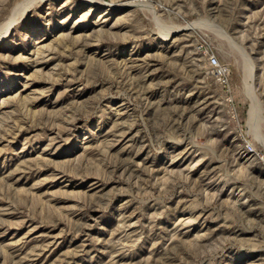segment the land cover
<instances>
[{"label":"rangeland","instance_id":"rangeland-1","mask_svg":"<svg viewBox=\"0 0 264 264\" xmlns=\"http://www.w3.org/2000/svg\"><path fill=\"white\" fill-rule=\"evenodd\" d=\"M0 264H264V0H0Z\"/></svg>","mask_w":264,"mask_h":264},{"label":"built area","instance_id":"built-area-1","mask_svg":"<svg viewBox=\"0 0 264 264\" xmlns=\"http://www.w3.org/2000/svg\"><path fill=\"white\" fill-rule=\"evenodd\" d=\"M209 62L212 64L213 68L220 72L221 74H224L225 67L218 61L217 57L215 55L209 56ZM249 150H252L251 146H247Z\"/></svg>","mask_w":264,"mask_h":264},{"label":"bare ground","instance_id":"bare-ground-1","mask_svg":"<svg viewBox=\"0 0 264 264\" xmlns=\"http://www.w3.org/2000/svg\"><path fill=\"white\" fill-rule=\"evenodd\" d=\"M135 4H136V3H135ZM15 9H16V8H15ZM10 23H12V22H9V24H10ZM10 26H11V25H10ZM8 27H9V25H8ZM42 46H43V45H42ZM7 125H8V124H7ZM247 151H248V150H247ZM248 152H249V151H248Z\"/></svg>","mask_w":264,"mask_h":264}]
</instances>
